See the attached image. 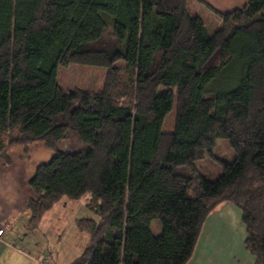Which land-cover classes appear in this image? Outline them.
<instances>
[{
  "label": "trees",
  "instance_id": "obj_1",
  "mask_svg": "<svg viewBox=\"0 0 264 264\" xmlns=\"http://www.w3.org/2000/svg\"><path fill=\"white\" fill-rule=\"evenodd\" d=\"M186 1L0 0V158L35 141L54 152L29 180L26 226L86 195L81 263L186 264L226 201L264 264V0L218 12L212 35ZM71 63L106 68L103 89L60 87ZM218 138L234 158L214 180L194 176Z\"/></svg>",
  "mask_w": 264,
  "mask_h": 264
},
{
  "label": "rangeland",
  "instance_id": "obj_2",
  "mask_svg": "<svg viewBox=\"0 0 264 264\" xmlns=\"http://www.w3.org/2000/svg\"><path fill=\"white\" fill-rule=\"evenodd\" d=\"M245 0H187L186 8L190 16L202 19L206 31L212 35L220 26L218 12H226L236 7H242ZM122 61L116 62L121 65ZM106 68L93 65L71 63L57 67L56 81L63 89H81L98 92L103 89ZM176 101L164 121V129L172 131L174 127ZM68 147L78 145L71 138L67 140ZM234 153L227 139L218 138L212 148V155L195 161L197 174L214 180L221 174L218 160L232 161ZM87 196L79 199L61 197L57 207L47 215L41 230L45 241V252L52 253L53 260L49 264H86L77 261L88 242V234L77 227L76 220L83 217H96L87 206ZM233 210L223 208L213 209L205 218L194 250L186 264H252L253 256L244 244L245 226L241 221V212L235 205ZM223 210V211H222ZM214 216V217H213ZM55 222V223H54ZM40 223V222H39ZM39 225V224H38ZM37 225V226H38ZM154 235L161 231L158 219L150 222ZM200 249V250H198ZM79 262V263H78Z\"/></svg>",
  "mask_w": 264,
  "mask_h": 264
},
{
  "label": "crops",
  "instance_id": "obj_3",
  "mask_svg": "<svg viewBox=\"0 0 264 264\" xmlns=\"http://www.w3.org/2000/svg\"><path fill=\"white\" fill-rule=\"evenodd\" d=\"M53 155L54 152L42 141H35L28 145L27 152L22 145H14L8 149L6 159L0 158V222L6 227L0 238V264H39L47 254L41 225L61 198L42 215L39 225L33 230L26 226L29 216L27 202L34 197L29 180L37 167L48 162ZM232 205L225 201L214 209L231 211L234 209ZM48 253L52 261V253ZM193 264L198 263L194 261Z\"/></svg>",
  "mask_w": 264,
  "mask_h": 264
},
{
  "label": "built area",
  "instance_id": "obj_4",
  "mask_svg": "<svg viewBox=\"0 0 264 264\" xmlns=\"http://www.w3.org/2000/svg\"><path fill=\"white\" fill-rule=\"evenodd\" d=\"M5 230H6L5 225L0 222V238L4 234ZM49 262H50V255L46 254L39 261V264H49Z\"/></svg>",
  "mask_w": 264,
  "mask_h": 264
}]
</instances>
